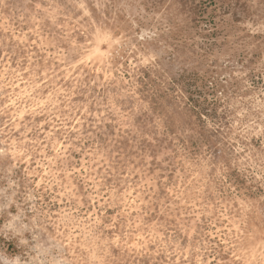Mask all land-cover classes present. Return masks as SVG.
Returning <instances> with one entry per match:
<instances>
[{
    "label": "rangeland",
    "instance_id": "rangeland-1",
    "mask_svg": "<svg viewBox=\"0 0 264 264\" xmlns=\"http://www.w3.org/2000/svg\"><path fill=\"white\" fill-rule=\"evenodd\" d=\"M7 5L0 7V103H11L5 92L14 99L19 95L29 100L38 92L48 96L53 86L73 89V102L95 97L108 105L103 127L116 141L112 147L118 160L123 157L124 174L131 168V182H142L149 193L157 194L152 197L150 215L144 214L145 204L132 199L137 190L131 189L126 216L101 207L106 192L87 208L90 218L115 217L118 223L105 229L109 235L123 224V251L130 264H264V206L236 188V212L228 213L234 225L228 219L217 221L215 195L199 179L188 159L191 154L185 138L178 134L198 117L200 96L208 90V80L217 72L228 71L230 66L220 63L225 45L237 51L242 47L244 38L233 27V0H171L167 14L183 29L175 51L137 42L108 12L104 13L108 20L101 24L100 12L88 0H7ZM255 70H264V62ZM45 72L50 79L46 80ZM259 83L252 78L245 90L264 92ZM77 91L82 95H75ZM94 110L95 104L88 106L89 112ZM75 116L89 128L94 119L82 112ZM23 119L31 117L24 115ZM44 130L48 131L47 125ZM259 137L257 132L245 141L246 150L254 149ZM73 156L81 163L88 159L79 153ZM132 187L135 189V183ZM143 199L147 201L148 196ZM160 201L173 211L164 214L167 209L162 212ZM100 223L103 226L109 221ZM229 229L231 245L216 235L217 230ZM206 241L215 242V249L223 250L221 255L206 249Z\"/></svg>",
    "mask_w": 264,
    "mask_h": 264
},
{
    "label": "clouds",
    "instance_id": "clouds-1",
    "mask_svg": "<svg viewBox=\"0 0 264 264\" xmlns=\"http://www.w3.org/2000/svg\"><path fill=\"white\" fill-rule=\"evenodd\" d=\"M88 3L100 12L101 24L108 20L104 16L108 12L137 42L176 50L183 29L167 14L171 0ZM233 3V27L244 38L242 47L237 51L225 45L220 63L230 66L228 71L217 72L208 80V90L200 96L198 117L178 133L185 138L191 154L188 159L195 165L199 179L215 195V219H228L230 225L235 223L228 213L236 212V188L247 191L253 203L264 206V92L245 90L252 78L264 88V70H255L258 63L264 62V0ZM7 6V0H0V7ZM172 60L170 52L169 61ZM44 76L50 79L47 72ZM75 95L82 93L77 91ZM4 96L11 103H0V264H130L123 251V224L109 235L105 229L118 223L115 217L101 216L100 220L109 221L101 226L100 220L86 215L87 208L104 198L105 192L107 198L101 207L113 208L119 217L128 215L130 189L137 190L132 199L145 204L144 214L150 215L152 197L157 195L149 193L142 182H131V168L124 174L125 166L120 162L123 157L118 160L112 147L116 141L107 136L103 127L108 105L95 97L73 102V89L65 91L54 86L46 97L39 92L29 100L19 95L14 99L6 92ZM93 104L95 110L89 112L88 106ZM76 112L94 116L90 128L75 116ZM24 115L31 119H23ZM37 116L42 121H37ZM44 125L48 126L47 132ZM257 132L259 144L246 150L245 141ZM74 153L88 159L78 162ZM144 196H148L147 201ZM160 203L162 212L167 209L164 214L173 211L163 201ZM230 232L231 229L217 230L216 235L231 245ZM214 245L206 241L203 246L221 255L223 250Z\"/></svg>",
    "mask_w": 264,
    "mask_h": 264
}]
</instances>
